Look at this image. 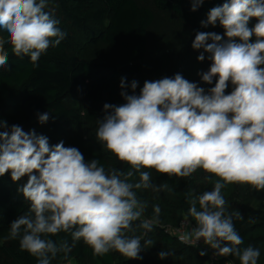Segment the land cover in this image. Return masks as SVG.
Segmentation results:
<instances>
[{
	"label": "clouds",
	"instance_id": "obj_1",
	"mask_svg": "<svg viewBox=\"0 0 264 264\" xmlns=\"http://www.w3.org/2000/svg\"><path fill=\"white\" fill-rule=\"evenodd\" d=\"M191 2L195 11L205 0ZM47 4L48 0H0V33L7 34V38L0 34V70L8 63L5 44L15 56H27L38 66L41 56L65 39L59 21L45 11ZM252 18L258 22L249 27ZM217 21L223 36L197 32L192 42L194 50L203 49L198 61L210 54V68L200 75L206 84L216 78L214 87L206 92L177 73L173 78L146 80L137 95L138 82L127 85L121 78V89L130 87L132 94L122 90L123 104H104L106 114L98 120L96 139L128 165L127 170L106 169L95 159L85 162L78 148L65 147L62 141L50 146L47 137L18 125L0 131V177L10 172L16 182L27 176L18 191L30 202L28 211L11 222L6 239H18L20 249L38 264H51L59 253L67 257L81 240L94 257L115 251L127 259H142V237L135 233L152 231L160 223L161 207L153 205V217L141 220L147 202L136 190L173 192L167 182L153 184L149 170L178 179L203 170L213 187L199 195L185 193L189 208L179 240L195 247L202 239L215 257L234 256L240 264H258V248L240 247L244 240L233 215L225 214L222 189L237 184L264 191V0H225L211 8L201 24ZM229 85L232 90L226 94ZM38 120L46 123L49 113L38 114ZM7 128L0 119V129ZM136 174L139 182H133ZM235 219H243L240 212ZM193 220L195 226L188 228ZM60 233L70 235L72 244L49 238ZM153 244L146 239L143 248ZM170 255L158 253L159 259Z\"/></svg>",
	"mask_w": 264,
	"mask_h": 264
},
{
	"label": "trees",
	"instance_id": "obj_2",
	"mask_svg": "<svg viewBox=\"0 0 264 264\" xmlns=\"http://www.w3.org/2000/svg\"><path fill=\"white\" fill-rule=\"evenodd\" d=\"M141 1L48 0L45 11H50L59 21L57 27L66 33V37L59 46L50 47L41 56L38 66H34L27 56H15L11 52V46L5 44L8 63L0 70V119L7 123L8 128L0 131H10L12 125H18L25 132L34 130L37 135L47 137L50 146L62 141L65 147L78 148L85 162L95 159L106 169L116 167L127 170L128 165L122 164L103 149L96 139L95 129L98 120H102L106 114L103 109L105 103L123 104L125 101L120 95L122 90L132 94L130 87L121 89V78H125L127 85L133 80L137 81L135 94L139 95L146 80L155 81L168 77L164 76L167 70L165 68V71L161 70L156 75L145 66L150 28L156 20L155 12L177 16L190 25L194 36L197 32L224 35V28L219 21L206 27L201 21H206L209 10L221 6L225 0H205L195 11L192 10L191 0H149L152 9ZM257 22L256 18H252L249 27ZM72 32L87 37L95 36L99 42L96 49L105 51L114 63L107 60L95 61L92 53L86 55L83 50L88 49L92 42H88L90 45L86 48H75ZM0 34L7 38L6 33ZM194 39L190 36L189 40L188 36L180 38L183 43H187L181 48L182 56L177 60V67H181V75L185 79L203 87L207 92L215 86L216 78L212 84L204 83L200 79L202 70L190 69L193 66L188 65L193 63L183 59L192 50L190 42ZM252 41H255V37H252ZM204 56L205 61L209 54L204 53ZM199 82H203L202 86ZM78 90L82 93V109L68 104V99ZM231 90L232 86L229 85L226 94ZM46 112L49 113V120L41 124L38 114ZM149 171L153 184L167 182L173 192L136 190L137 196L147 202L141 220L153 217V205L159 204L161 207L160 223L154 225L153 230L146 235L142 229L135 233L142 237V259H127L115 251H110L103 257H94L92 249L81 240L75 243L67 257L59 253L51 260V264H240L239 259L234 256L213 259L208 255L207 248L182 243L177 236V230L189 208L185 193L191 190L199 195L210 191L213 185L205 179L207 174L198 170L191 178L178 179L159 174L155 170ZM132 179L133 182H139V175L136 174ZM26 182L27 179L23 178L13 182L10 172L0 177V264H38L37 258L20 249L18 239H6L11 222L26 213L30 207V202L18 191ZM222 194L227 201L225 214L233 215L235 229L244 240L240 247L252 245L258 248V264H264V191H256L247 185L232 184L222 189ZM237 211L243 216L242 220L235 219ZM192 222L195 223L194 220ZM49 238L56 242L67 239L72 244L71 236L66 233ZM146 239L154 241L149 248H143ZM162 250L169 251L172 255L159 259L158 253ZM200 251H205L206 255L200 256Z\"/></svg>",
	"mask_w": 264,
	"mask_h": 264
},
{
	"label": "rangeland",
	"instance_id": "obj_3",
	"mask_svg": "<svg viewBox=\"0 0 264 264\" xmlns=\"http://www.w3.org/2000/svg\"><path fill=\"white\" fill-rule=\"evenodd\" d=\"M143 4H145L147 7L152 9L151 3L149 0H142ZM156 13V20L153 26L150 28L149 33V46L148 51L145 59V66L147 70H150L151 72L155 73L157 75L158 72L165 71L166 73L164 76L168 77H174L175 74L179 73L181 74L182 70L181 67H177L178 58L182 55V49L184 47V44L187 42H184L180 40L181 37L189 36L191 39H194V34L191 32V27L189 24L184 23L183 20L177 18V16H174L173 14H167V13ZM191 34V35H190ZM73 40H74V47L79 48H86L90 44L88 42H92V45L83 51H86V55L92 53V58L95 61H106L109 63H114L111 57L105 52V51H99V49H96V45L99 43L95 39V36H83L80 33L72 32ZM187 47V45H186ZM190 49L183 59L187 61H191L193 64L188 66L190 69H201L202 72H206L211 65V61L209 59L198 61L197 57L201 54L203 49L200 50H194L192 48V42H190ZM209 54V53H208ZM210 55V54H209ZM198 62V63H196ZM199 64L200 66L197 67ZM165 68V69H164ZM201 76V75H200ZM201 79V78H200ZM202 81V79H201ZM199 84L202 86L203 82H199ZM68 104L70 106H74L78 109L83 108L82 103V93L81 90H78L75 94H73L68 99ZM98 125L95 129L97 130ZM23 179H27V176L22 177Z\"/></svg>",
	"mask_w": 264,
	"mask_h": 264
},
{
	"label": "built area",
	"instance_id": "obj_4",
	"mask_svg": "<svg viewBox=\"0 0 264 264\" xmlns=\"http://www.w3.org/2000/svg\"><path fill=\"white\" fill-rule=\"evenodd\" d=\"M182 222H183V220H182ZM182 222H181V224H180V228L177 230V236H178V238H179V235L181 234V232L184 230V229L182 228ZM193 226H195V223H193V222L191 221L190 224H189L187 227H188V228H191V227H193ZM196 246L199 247V248H207V250H208V255H210L213 259L222 258V256H221V257H215V256L213 255V251H214V250H212L209 246L205 245L202 239H201L200 241L197 242V245H196Z\"/></svg>",
	"mask_w": 264,
	"mask_h": 264
}]
</instances>
